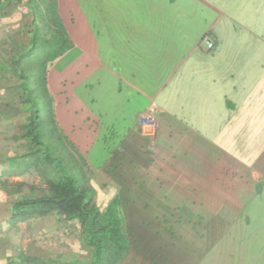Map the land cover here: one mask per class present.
<instances>
[{"label":"crops","instance_id":"1","mask_svg":"<svg viewBox=\"0 0 264 264\" xmlns=\"http://www.w3.org/2000/svg\"><path fill=\"white\" fill-rule=\"evenodd\" d=\"M95 2L99 28L85 46L90 56L83 68L95 66L104 72L101 81L111 75L113 85L148 98L133 121L142 129L143 116L156 121L154 132L143 134L152 152L140 170L146 189L175 214L187 211L186 219L196 220L194 237L211 244L200 264H264V1ZM25 5L27 13H0L6 23L0 24L1 65L10 49L3 36L8 27L14 43L30 44V1ZM5 80L0 75V99ZM5 158L0 153V171ZM2 186L0 264H23V240L14 233L23 222L8 221L18 195L11 198ZM184 222L171 218L167 226L183 238L190 234Z\"/></svg>","mask_w":264,"mask_h":264},{"label":"trees","instance_id":"2","mask_svg":"<svg viewBox=\"0 0 264 264\" xmlns=\"http://www.w3.org/2000/svg\"><path fill=\"white\" fill-rule=\"evenodd\" d=\"M34 4L37 7L31 6ZM29 7L30 44L18 51L11 66L21 79L30 107L22 132L31 145L28 154L37 155L52 171L45 174L46 194L24 193L23 181L17 183V189L7 190L18 195L10 203L9 225L55 213L80 223L85 242L93 249L91 264H172L178 241L167 222L186 215L170 210L146 189L140 177L141 168L152 162V152L143 129L133 121L148 98L122 83L113 85L111 75L105 74L106 81H101L95 66H85L83 72L77 67L70 82L58 76L53 83L49 75L53 63L73 43L56 0L30 2ZM56 67H60L59 73L65 68ZM63 104L74 119L68 134L60 128L54 111ZM93 168L105 172L117 186L104 210L97 206L90 184ZM19 259L23 264L39 261L36 256Z\"/></svg>","mask_w":264,"mask_h":264},{"label":"rangeland","instance_id":"3","mask_svg":"<svg viewBox=\"0 0 264 264\" xmlns=\"http://www.w3.org/2000/svg\"><path fill=\"white\" fill-rule=\"evenodd\" d=\"M8 1L11 0H0V13L3 11L4 13H27L29 10L25 3L38 0H14V4H10ZM239 1L249 3L256 0ZM31 6L37 7L36 4ZM56 8L64 26L66 23L69 24L68 32H70L73 39V44L65 55L54 61L49 75L53 83L60 79L58 76H63L64 81L70 82L78 71L77 67L82 70L83 64L90 56L85 46L88 45L89 39L94 37L99 28V17L98 13H96L95 0H56ZM106 14L108 15V13L104 15L106 16ZM3 23L0 21V24L3 25ZM7 29L3 36L10 49L2 54L7 64H0V75L7 77L5 82L8 85V91L4 92L6 93L3 94L5 96L0 99V153L2 157H6L4 170L0 171V183L1 181H7L5 185L7 190H15L17 189V183L23 181L26 183L23 187L24 193L38 196L48 192L45 174L52 170L45 167L41 161H38L37 155L28 154L31 145L28 138L22 136V132L29 120L30 107L25 102L21 79L18 77L17 72L12 70L11 66L17 53H19L18 51H21L22 48L14 43L13 26L11 25ZM24 34H26V31ZM37 58H34V62L38 64ZM67 63H69L68 68L65 67L59 73L60 67L56 66H59V64L66 66ZM101 73L96 75L100 79L103 77ZM66 88L72 92V88L71 90L68 87ZM64 105L62 107L61 105H56L54 111L60 128L65 134H68V131L74 125V119L69 112L70 108L67 112L68 109ZM73 107L75 106L71 108ZM200 132L209 133V131ZM143 134L147 133L143 131ZM3 171L6 174H2L4 173ZM4 176H7V178ZM90 184L95 189V201L101 210L113 195V191L117 190V186L105 172L94 168L92 169ZM0 188L4 189L1 184ZM13 194L10 193L11 198H14ZM188 194H190L187 195L189 198L195 197L191 193ZM6 203L8 204V201ZM182 214L188 213L187 211H182ZM181 218L187 221L184 222L183 226L189 229L190 234L184 235L183 238L179 237V232L176 235L177 238L175 240L178 243L175 253L177 255L172 264H200L204 256H209L208 251L211 244H208L209 242H207L206 238L200 241L194 237L193 230H199L198 226L194 225L196 223L195 219H186L187 217L185 216ZM185 228H182L181 231H184ZM14 233H18L23 240L18 244V252H23L25 256H36L39 259L38 262H27L26 264H70L71 261L87 264L92 259V249L84 243L85 236L77 220H67L64 216L53 213L45 217L24 221ZM170 251L172 253V249ZM211 261L213 262V258ZM169 264L171 263L169 262Z\"/></svg>","mask_w":264,"mask_h":264},{"label":"built area","instance_id":"4","mask_svg":"<svg viewBox=\"0 0 264 264\" xmlns=\"http://www.w3.org/2000/svg\"><path fill=\"white\" fill-rule=\"evenodd\" d=\"M206 44H207L208 48H210V49L213 48V46H214V42L211 41L210 39H208V40L206 39ZM141 123L143 126H145V125L152 126L153 132H154V130L156 128V121H154V119L151 116H149V115L143 116L141 118ZM148 134H150V133H148Z\"/></svg>","mask_w":264,"mask_h":264},{"label":"water","instance_id":"5","mask_svg":"<svg viewBox=\"0 0 264 264\" xmlns=\"http://www.w3.org/2000/svg\"><path fill=\"white\" fill-rule=\"evenodd\" d=\"M143 131L145 132V133H152L153 132V127L152 126H149V125H145L144 127H143Z\"/></svg>","mask_w":264,"mask_h":264}]
</instances>
